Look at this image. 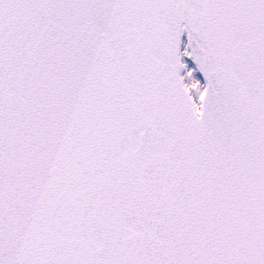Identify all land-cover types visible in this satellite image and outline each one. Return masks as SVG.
<instances>
[{
  "label": "snow or ice",
  "instance_id": "snow-or-ice-1",
  "mask_svg": "<svg viewBox=\"0 0 264 264\" xmlns=\"http://www.w3.org/2000/svg\"><path fill=\"white\" fill-rule=\"evenodd\" d=\"M0 264H264V0H0Z\"/></svg>",
  "mask_w": 264,
  "mask_h": 264
}]
</instances>
